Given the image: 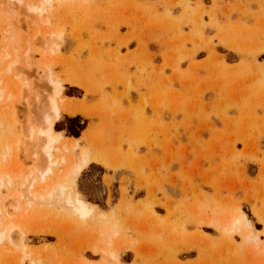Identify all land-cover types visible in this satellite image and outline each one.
Listing matches in <instances>:
<instances>
[{
    "label": "rangeland",
    "instance_id": "obj_1",
    "mask_svg": "<svg viewBox=\"0 0 264 264\" xmlns=\"http://www.w3.org/2000/svg\"><path fill=\"white\" fill-rule=\"evenodd\" d=\"M19 1L0 0V86L13 94L0 101V173L11 178L0 187V264H264V230L242 200L168 189L204 164L242 183L263 176L264 0H52L41 15L29 9L41 0ZM52 99L84 113L54 127L81 145H55L67 161L43 182L37 130ZM82 148L92 162L63 184L95 206L83 220L66 193L34 197Z\"/></svg>",
    "mask_w": 264,
    "mask_h": 264
},
{
    "label": "bare ground",
    "instance_id": "obj_2",
    "mask_svg": "<svg viewBox=\"0 0 264 264\" xmlns=\"http://www.w3.org/2000/svg\"><path fill=\"white\" fill-rule=\"evenodd\" d=\"M51 1L52 0H41L42 4L40 7L37 5L31 4V5H29V9L32 13L41 15L45 10L44 6L46 4H49ZM19 2H21V0ZM13 64L14 63H12V65ZM9 68H8V71H9ZM49 80L51 81L50 78H49ZM51 83H53V85H54L55 93L56 94L60 93L61 92L60 84L53 82V81H51ZM7 87H8V85H7ZM5 88H6L5 85L3 87L0 86V101H2V102L13 97L12 93H10V94L8 93L9 95L5 96V94H4ZM52 100H55V99H52ZM51 106H52L53 114L51 116L46 117L45 122L43 123L44 124L43 127H41L40 130L39 129L37 130L38 131V134H37L38 138L37 139H41V141L44 140V142H45L44 149H45V155H46L45 161L47 164V168L44 171V173L41 172L39 175L40 180L43 182L47 181L46 175L50 174V172L51 173L53 172L51 170V167H53V166L57 167L61 163H65L67 161V158L64 156L59 157V158H53L52 157V151L51 150L53 149V147L55 145L61 146L62 151H64V152L74 151L77 148H79L81 145L80 140L76 139V138H70V139L66 140L65 142H63L64 141L63 140L64 139L63 138V132L56 131L54 127H55V123L61 119L63 113L71 115V116H75L77 114H84V113L81 112L79 109L74 108V107H68V108L62 109L59 107V104L56 100L51 101ZM30 134L32 135V133H30ZM9 144L10 143H7L6 146H4L5 149H3V152H2L3 155L1 154L3 157L4 151H5L4 158L7 156L6 153H8V151L10 149ZM5 159H7V158H5ZM93 159L95 160V158H93ZM90 162H92V159L89 157L87 150L82 148L80 161L77 162L72 167V169H70L71 171L65 172V175L63 176L62 181L57 185V187L51 186L49 189L46 190V192L44 190L43 193L34 194V197H36L37 199L43 200L45 198L51 199L53 196H55V194L63 196L66 193V186L63 184L65 182V179L68 176H71L73 178H77L82 173L83 169H85L90 164ZM5 178L11 179V178H9L8 173H6V172L0 173V187L6 183ZM42 203H44V202H42ZM64 206L67 207L68 209H70V211L73 212V214H77L82 220L85 218H88L93 213V211L95 209V206H93L92 204L88 205L85 202V200L81 197V195L76 190L74 184H72L71 192L68 194L66 193V198L64 200ZM8 225L10 226L9 227L10 231H12L14 228L18 227L13 223H10ZM247 236H249L248 233H247ZM4 238H5V234L0 233V243L4 240Z\"/></svg>",
    "mask_w": 264,
    "mask_h": 264
},
{
    "label": "crops",
    "instance_id": "obj_3",
    "mask_svg": "<svg viewBox=\"0 0 264 264\" xmlns=\"http://www.w3.org/2000/svg\"><path fill=\"white\" fill-rule=\"evenodd\" d=\"M209 168L210 170H208ZM214 169V165L208 166L204 164L200 171L199 169L196 170L195 175H183L180 177L181 180L178 181L176 188H168L170 194L176 200L182 199L184 196L191 199L194 198L195 201L200 200L203 202L214 199L226 202L232 201V199L242 200L240 207L242 210L245 207L250 211L253 216L251 221L256 231L262 232L264 230V225L262 222H259V218L254 215V209L264 218V173L263 176L260 174L250 175L248 176L249 180L242 183L234 176L226 175L224 177H219L218 172L214 171ZM192 188H194V191H188V189ZM161 215H166V212ZM257 224L260 225L261 228L257 229ZM207 228L210 227L207 226ZM201 229L204 231L203 227ZM261 239L264 240L262 237Z\"/></svg>",
    "mask_w": 264,
    "mask_h": 264
},
{
    "label": "trees",
    "instance_id": "obj_4",
    "mask_svg": "<svg viewBox=\"0 0 264 264\" xmlns=\"http://www.w3.org/2000/svg\"><path fill=\"white\" fill-rule=\"evenodd\" d=\"M68 122L71 124V127L69 128V135L70 136H74V137H79L80 136V133L83 129H85V126L84 125H79L78 122H79V119L78 118H73V119H67ZM58 129L59 126H58ZM61 130V129H60Z\"/></svg>",
    "mask_w": 264,
    "mask_h": 264
}]
</instances>
